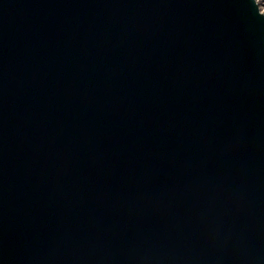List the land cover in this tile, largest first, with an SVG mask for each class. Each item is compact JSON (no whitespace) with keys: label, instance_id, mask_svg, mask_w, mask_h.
I'll use <instances>...</instances> for the list:
<instances>
[{"label":"water","instance_id":"obj_1","mask_svg":"<svg viewBox=\"0 0 264 264\" xmlns=\"http://www.w3.org/2000/svg\"><path fill=\"white\" fill-rule=\"evenodd\" d=\"M0 264H264L256 0H0Z\"/></svg>","mask_w":264,"mask_h":264},{"label":"rangeland","instance_id":"obj_2","mask_svg":"<svg viewBox=\"0 0 264 264\" xmlns=\"http://www.w3.org/2000/svg\"><path fill=\"white\" fill-rule=\"evenodd\" d=\"M260 10L264 13V0H256Z\"/></svg>","mask_w":264,"mask_h":264}]
</instances>
